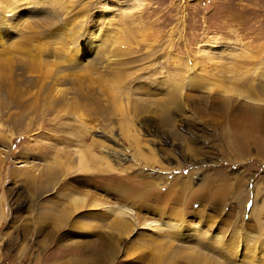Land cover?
I'll list each match as a JSON object with an SVG mask.
<instances>
[{
    "label": "rangeland",
    "instance_id": "obj_1",
    "mask_svg": "<svg viewBox=\"0 0 264 264\" xmlns=\"http://www.w3.org/2000/svg\"><path fill=\"white\" fill-rule=\"evenodd\" d=\"M0 264H264V0H0Z\"/></svg>",
    "mask_w": 264,
    "mask_h": 264
},
{
    "label": "bare ground",
    "instance_id": "obj_2",
    "mask_svg": "<svg viewBox=\"0 0 264 264\" xmlns=\"http://www.w3.org/2000/svg\"><path fill=\"white\" fill-rule=\"evenodd\" d=\"M78 107H80V106H78ZM116 211V210H115ZM128 213H130V212H128ZM120 215V214H119Z\"/></svg>",
    "mask_w": 264,
    "mask_h": 264
}]
</instances>
